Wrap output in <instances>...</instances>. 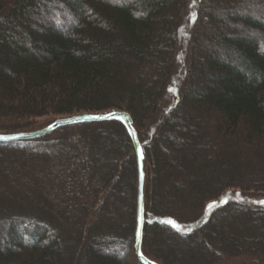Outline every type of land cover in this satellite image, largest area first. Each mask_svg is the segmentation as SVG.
<instances>
[{
    "label": "trees",
    "instance_id": "obj_1",
    "mask_svg": "<svg viewBox=\"0 0 264 264\" xmlns=\"http://www.w3.org/2000/svg\"><path fill=\"white\" fill-rule=\"evenodd\" d=\"M190 3L184 79L157 120ZM110 111L143 154L146 258L264 264V207L226 199L264 192V0H0V133ZM76 136L87 149L51 144ZM136 197L119 120L0 142V264H144Z\"/></svg>",
    "mask_w": 264,
    "mask_h": 264
},
{
    "label": "rangeland",
    "instance_id": "obj_2",
    "mask_svg": "<svg viewBox=\"0 0 264 264\" xmlns=\"http://www.w3.org/2000/svg\"><path fill=\"white\" fill-rule=\"evenodd\" d=\"M255 2V1H254ZM192 4V5H191ZM191 7L188 10L189 15L187 16V18L185 19L186 21H184L185 23H183L182 28L180 30V34H179V43H178V53H177V57H176V69H175V73L173 74V78L172 81L170 83V86L167 90L166 95L164 96V99L161 101V104L158 107V115H157V120H160L161 117L163 116V114L169 110L171 108V106L173 105L174 102H176L177 97H178V92H179V88L183 82L184 79V75H185V71H186V62H187V57H188V43H189V36H190V25L189 22L193 19V13L192 9L194 4L190 3ZM250 5V3H249ZM217 23H213L210 22L209 23V29H211L213 32H216L215 30V26ZM65 116V115H64ZM61 116V117H64ZM53 117L55 116H41V117H37L34 118L32 120V127L35 129L38 128H42L44 126H46L51 119H53ZM60 118V117H57ZM159 122V121H158ZM63 142V143H61ZM58 145H57V139L54 138L53 141L51 142V144L53 146H57V148L61 147V146H66L68 147V149H72L75 148L74 146L78 147L80 145V147H82L83 149H87L86 145H85V137H80V136H76L74 137L73 141L67 140V141H61ZM79 144V145H78ZM62 152V151H61ZM58 152V154H55L53 152H46L43 155V159H42V163H45V165L47 164V162H55L58 165H61V161L64 158L65 155H63V153ZM70 156V154H69ZM95 158L97 159L96 163L99 164V155H95ZM92 163H95V161H91ZM61 168V167H60ZM39 175V174H37ZM40 177V176H38ZM33 179V178H31ZM41 179V177H40ZM38 186H40V184H38ZM119 186V185H118ZM123 188H120V186L118 187L117 191L121 190L124 191V183L122 185ZM226 199L228 200H237L239 202H244V203H248V204H253V205H257V206H263L264 207V203H261V201H264V192H241L239 190H232L230 192L227 193V197ZM230 261H224L221 264H230Z\"/></svg>",
    "mask_w": 264,
    "mask_h": 264
},
{
    "label": "water",
    "instance_id": "obj_3",
    "mask_svg": "<svg viewBox=\"0 0 264 264\" xmlns=\"http://www.w3.org/2000/svg\"><path fill=\"white\" fill-rule=\"evenodd\" d=\"M108 120H119L121 121L132 140L133 147L136 154V163H137V197H136V225L134 232V249L138 259L144 264H158L148 258H146L141 252V243H142V228L144 223L143 217V202H144V182H145V172L143 165V154L139 144L136 130L132 125V119L128 112L125 111H110V112H95V113H83L70 116H64L55 119L52 123L47 126L30 131V132H16L9 134L0 133V142H12L23 139H33L41 137L45 134L50 133L54 129L64 126L77 123H86V122H101Z\"/></svg>",
    "mask_w": 264,
    "mask_h": 264
},
{
    "label": "snow or ice",
    "instance_id": "obj_4",
    "mask_svg": "<svg viewBox=\"0 0 264 264\" xmlns=\"http://www.w3.org/2000/svg\"><path fill=\"white\" fill-rule=\"evenodd\" d=\"M261 203H264V201H261Z\"/></svg>",
    "mask_w": 264,
    "mask_h": 264
}]
</instances>
